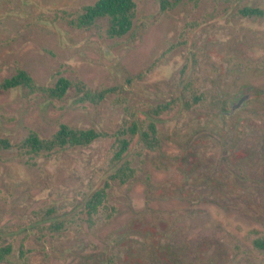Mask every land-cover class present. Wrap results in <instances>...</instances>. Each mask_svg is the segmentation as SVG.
Returning a JSON list of instances; mask_svg holds the SVG:
<instances>
[{
  "label": "rangeland",
  "instance_id": "rangeland-1",
  "mask_svg": "<svg viewBox=\"0 0 264 264\" xmlns=\"http://www.w3.org/2000/svg\"><path fill=\"white\" fill-rule=\"evenodd\" d=\"M95 1L0 0V82L20 70L38 87L71 82L60 98L0 89V264H264V0H136L114 37L107 18L76 24ZM81 83L113 90L91 101ZM61 123L102 135L25 145ZM118 138L123 182L110 177Z\"/></svg>",
  "mask_w": 264,
  "mask_h": 264
},
{
  "label": "trees",
  "instance_id": "trees-1",
  "mask_svg": "<svg viewBox=\"0 0 264 264\" xmlns=\"http://www.w3.org/2000/svg\"><path fill=\"white\" fill-rule=\"evenodd\" d=\"M160 7L166 10L172 4L180 0H159ZM241 14L246 16H260L263 11L259 8H242ZM136 13V0H96L92 4L84 7L82 13L77 17L76 24L78 26H90L95 23L99 18H107L109 25L107 33L114 36H122L126 34L132 27L133 19ZM19 85L28 87L31 90L41 89L54 98L62 97L67 89L70 87L71 82L65 77H60L52 87L36 86L31 76L23 70L18 71L16 74L9 78L3 79L0 82V89H10ZM79 90L83 91V96L91 101H98L102 99L105 94L112 91L113 88H104L98 91H92L84 84H77ZM149 130L154 133L155 126L151 122L148 125ZM129 131L133 134L138 132L148 146L152 145L153 138L150 136L149 131L139 130L138 125L133 122L129 126ZM102 134L94 128H73L64 123L59 125V128L51 138H40L35 132L25 139V145L31 152H53L57 149L85 146L98 139ZM129 140L126 138H118L117 149L113 153V161L118 164L115 172L110 175L111 178L117 179L120 182L125 181L129 177L128 163L123 161V155L128 149ZM10 143L6 139H0V148L10 147ZM105 190L100 188L86 201L88 214L95 212L97 206L100 205L104 199ZM257 247H264V237L254 240ZM10 253V247L5 246L0 248V260L4 259L5 255Z\"/></svg>",
  "mask_w": 264,
  "mask_h": 264
},
{
  "label": "water",
  "instance_id": "water-1",
  "mask_svg": "<svg viewBox=\"0 0 264 264\" xmlns=\"http://www.w3.org/2000/svg\"><path fill=\"white\" fill-rule=\"evenodd\" d=\"M237 102H234V104H236ZM234 106V105H233Z\"/></svg>",
  "mask_w": 264,
  "mask_h": 264
}]
</instances>
